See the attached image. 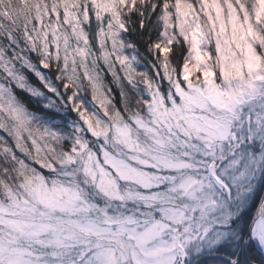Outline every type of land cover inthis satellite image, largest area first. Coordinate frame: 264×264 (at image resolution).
<instances>
[{"label": "snow or ice", "instance_id": "1", "mask_svg": "<svg viewBox=\"0 0 264 264\" xmlns=\"http://www.w3.org/2000/svg\"><path fill=\"white\" fill-rule=\"evenodd\" d=\"M0 264H264V0H0Z\"/></svg>", "mask_w": 264, "mask_h": 264}]
</instances>
